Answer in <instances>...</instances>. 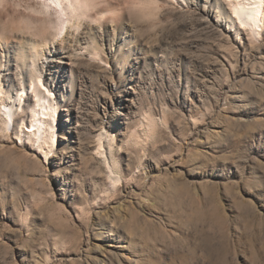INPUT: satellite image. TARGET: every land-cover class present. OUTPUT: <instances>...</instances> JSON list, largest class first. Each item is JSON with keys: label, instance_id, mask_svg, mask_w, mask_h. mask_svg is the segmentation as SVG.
<instances>
[{"label": "rangeland", "instance_id": "rangeland-1", "mask_svg": "<svg viewBox=\"0 0 264 264\" xmlns=\"http://www.w3.org/2000/svg\"><path fill=\"white\" fill-rule=\"evenodd\" d=\"M86 1L59 31L41 0H0V103L25 87L0 111V264H264V27H232L231 0ZM56 39L48 144L24 74Z\"/></svg>", "mask_w": 264, "mask_h": 264}, {"label": "bare ground", "instance_id": "bare-ground-1", "mask_svg": "<svg viewBox=\"0 0 264 264\" xmlns=\"http://www.w3.org/2000/svg\"><path fill=\"white\" fill-rule=\"evenodd\" d=\"M41 1L43 2L44 5L43 8L47 10L50 9L54 10L55 14H57L60 23L59 25H57L58 24L57 22L55 26L56 27L59 26L58 28L59 31H63L65 28L68 29L71 23L73 22V19L82 17V15H84L82 8L84 6L87 7L90 6L86 3L87 2L86 0H41ZM184 1L196 2L198 4L201 3L203 4V2L206 3L204 5L205 7L203 10L204 13L208 16H211L215 7L218 8L216 12L218 13L219 18H221L225 14L224 11L225 2L221 0H184ZM230 7L232 10V14L230 15L228 14L230 25H232V27L238 25L241 28L242 27L248 28L250 32H252L255 36H257L259 34V30L264 27V0H231ZM217 22H220V19H218ZM58 41L59 40L56 39L50 44L32 43L29 46H27L28 50L26 52V57L28 58L30 65H25V67L26 70H28L30 67L29 70L30 72L29 74L28 73L24 74L25 75L24 78L26 79V82L27 80H30V86L28 85L27 86L31 88V93H35V95L39 99L37 105L38 108H36L34 112V117H36L35 124H33L29 130L31 131V133L34 134L35 138H38V141L40 143L45 142L50 144V141L53 139V136H49L50 133L57 131V127L55 126L54 123H55V115H56L55 112L58 109L57 106H55V98L53 92L45 84L44 78H45V70L48 67V64L56 61L55 59H53L55 54L63 55V57H61L62 59L65 58L67 59L69 57L64 55L63 54L64 52L61 53L62 49L61 51H59V49L57 48ZM89 43L90 42L86 38H81L76 48V53L85 51L86 53L93 54V51L89 47ZM66 63L67 62H65L64 64ZM2 70L3 67L0 66V71ZM19 88L20 89H15L16 93L14 95H16V98L10 96L9 100L0 103V111L3 112L4 115L6 116V121L4 122L6 126L13 124L14 118L17 116L19 112L18 101L22 102L25 87H23L22 85L20 87L19 85ZM19 96H21L22 98H20ZM20 107H21V103H20ZM45 118H47L46 121ZM46 126H49L50 130H45ZM47 132L49 135H47ZM51 146L54 147V145ZM96 219L98 225L101 226H105L108 222L107 216H105L103 213H99Z\"/></svg>", "mask_w": 264, "mask_h": 264}]
</instances>
